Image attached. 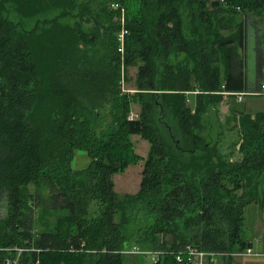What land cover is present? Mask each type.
<instances>
[{
	"label": "trees",
	"instance_id": "16d2710c",
	"mask_svg": "<svg viewBox=\"0 0 264 264\" xmlns=\"http://www.w3.org/2000/svg\"><path fill=\"white\" fill-rule=\"evenodd\" d=\"M8 8L57 15L35 37L39 23L18 32ZM249 17L264 20V0H0V264H122L130 250L188 264L186 247L229 264L251 249L245 209L264 213V114L230 110L235 162L200 135L207 107L249 89ZM255 50L258 91L259 39ZM130 68L132 94L121 87ZM131 136L148 143L144 159ZM77 151L89 158L79 172ZM140 161L137 193L117 194L112 177Z\"/></svg>",
	"mask_w": 264,
	"mask_h": 264
},
{
	"label": "rangeland",
	"instance_id": "374dc122",
	"mask_svg": "<svg viewBox=\"0 0 264 264\" xmlns=\"http://www.w3.org/2000/svg\"><path fill=\"white\" fill-rule=\"evenodd\" d=\"M8 18L13 23L19 24L18 32H29L32 28H35L36 24L39 23L38 29L34 32V36L38 37L43 31L49 29V26L44 25V20L54 18L57 13H49L47 15L40 14L34 18H21L18 15L12 13L8 8ZM5 15V14H4ZM251 21H255L252 24ZM61 24H67L73 26L78 23L76 18L67 17L60 19ZM247 27L246 37V75L247 84L249 90L252 89V85L255 84L256 71V50L255 40L259 39L260 43L264 46V20L258 18L252 19L247 18L245 21ZM80 27L84 31H91L94 27L92 23L83 20L80 23ZM137 74V68H130L124 71L122 81V91L128 93H134L133 83ZM230 110L242 112L254 116L256 113L264 114V96H244L242 101L238 102L236 98H223L222 102L217 106L207 107L201 120L200 135L204 142L208 146H215L219 153L225 157L226 161L235 162L240 159L238 153V144L240 139L239 134V123L238 120L230 116ZM138 109L133 106L132 116L135 118ZM235 114V113H234ZM130 141L134 146L135 153L142 157H146L149 145L146 141L142 140L139 136H131ZM144 161H140L136 165H130L121 174H116L112 177V183L114 191L119 195H134L139 189L141 180V171L143 168ZM89 165V158L84 152L77 151L74 153L73 160L71 162V169L79 172L87 168ZM5 215L4 208L0 209V219ZM48 220H52V216L48 217ZM245 236L244 238L251 241L252 247L250 249L251 256H239L231 255L232 260L229 264H264V249H260L256 243V240L262 239L264 234V213L257 208L255 205L248 206L245 209ZM262 235V236H261ZM255 240V241H254ZM264 247V244H263ZM152 254H141L135 250H130L123 256L122 264H152ZM204 264H207L204 262ZM214 264H228L227 260L223 257H215Z\"/></svg>",
	"mask_w": 264,
	"mask_h": 264
},
{
	"label": "built area",
	"instance_id": "2783aa9c",
	"mask_svg": "<svg viewBox=\"0 0 264 264\" xmlns=\"http://www.w3.org/2000/svg\"><path fill=\"white\" fill-rule=\"evenodd\" d=\"M122 38H123V34H121L119 36L120 41H122ZM232 96L234 98H236V100L238 102H241L242 97H244V96H264V84L259 87L258 91L249 90L245 93L232 94ZM185 254L187 255L188 264H204V262H206L207 264H214L215 257L220 256V255H216V254L203 253V252L197 251L191 247L185 248ZM251 254L252 253H251L250 249H248V250H246L242 253L236 254V255L247 257V256H251ZM152 255H153L152 263H153L156 260L158 255L157 254H152ZM181 259H182L181 256L176 257V261H178V262H181Z\"/></svg>",
	"mask_w": 264,
	"mask_h": 264
},
{
	"label": "crops",
	"instance_id": "0c3cea01",
	"mask_svg": "<svg viewBox=\"0 0 264 264\" xmlns=\"http://www.w3.org/2000/svg\"><path fill=\"white\" fill-rule=\"evenodd\" d=\"M263 235V236H262ZM261 236L263 237L262 239H257L256 240V243H257V245L260 247L261 246V248L260 249H264V247H263V244H264V234H262ZM255 241V240H254ZM253 246V245H252ZM264 252V251H263Z\"/></svg>",
	"mask_w": 264,
	"mask_h": 264
}]
</instances>
